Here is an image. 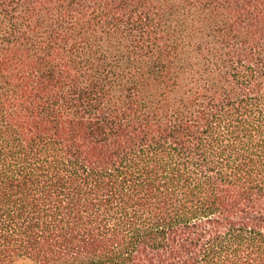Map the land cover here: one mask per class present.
<instances>
[{
  "label": "trees",
  "instance_id": "1",
  "mask_svg": "<svg viewBox=\"0 0 264 264\" xmlns=\"http://www.w3.org/2000/svg\"><path fill=\"white\" fill-rule=\"evenodd\" d=\"M264 264V0H0V264Z\"/></svg>",
  "mask_w": 264,
  "mask_h": 264
},
{
  "label": "rangeland",
  "instance_id": "2",
  "mask_svg": "<svg viewBox=\"0 0 264 264\" xmlns=\"http://www.w3.org/2000/svg\"><path fill=\"white\" fill-rule=\"evenodd\" d=\"M14 264H32V261L27 257H19L15 260Z\"/></svg>",
  "mask_w": 264,
  "mask_h": 264
}]
</instances>
